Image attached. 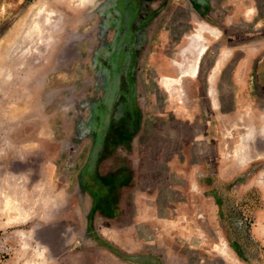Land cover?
I'll return each mask as SVG.
<instances>
[{"label":"rangeland","instance_id":"rangeland-1","mask_svg":"<svg viewBox=\"0 0 264 264\" xmlns=\"http://www.w3.org/2000/svg\"><path fill=\"white\" fill-rule=\"evenodd\" d=\"M0 264H264V0H0Z\"/></svg>","mask_w":264,"mask_h":264},{"label":"bare ground","instance_id":"bare-ground-1","mask_svg":"<svg viewBox=\"0 0 264 264\" xmlns=\"http://www.w3.org/2000/svg\"><path fill=\"white\" fill-rule=\"evenodd\" d=\"M73 1L77 2L78 5L84 6V5L90 4L93 0H73ZM34 12H36V13H34ZM34 12H31V14H29L30 16L27 19V21H28L27 25L31 26L29 28V31L27 30V36L23 41H21L16 46V53H15L16 58L21 59L25 56V58L27 59L28 62L34 61L33 58L35 57V52H37V49H41V48L44 49V47H47L48 44H50L53 37H55V35H53V34L56 33L57 29H58V27H57L58 24L56 25L55 23L57 22L56 20L60 16L54 10L42 13L43 10H41L40 8L39 9L37 8L36 10H34ZM25 31H26V29L24 30V32ZM20 50H21V52L18 53V51H20ZM29 50H33V51H31L30 54H28ZM26 51L28 53L25 54ZM204 52H205L204 47L199 48L198 57L202 56L204 54ZM32 53H34V55ZM196 69H197L196 66H194V68L191 70L190 75H195ZM184 75H185L184 72H182V76H184ZM187 75H189V74H187ZM177 81H179V80H177ZM245 161L247 162V160H245Z\"/></svg>","mask_w":264,"mask_h":264},{"label":"crops","instance_id":"crops-1","mask_svg":"<svg viewBox=\"0 0 264 264\" xmlns=\"http://www.w3.org/2000/svg\"><path fill=\"white\" fill-rule=\"evenodd\" d=\"M195 29V28H194ZM194 29H193V31H194ZM193 33V32H192Z\"/></svg>","mask_w":264,"mask_h":264}]
</instances>
